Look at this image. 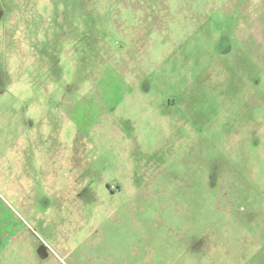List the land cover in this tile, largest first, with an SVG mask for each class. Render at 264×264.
<instances>
[{"label":"rangeland","instance_id":"374dc122","mask_svg":"<svg viewBox=\"0 0 264 264\" xmlns=\"http://www.w3.org/2000/svg\"><path fill=\"white\" fill-rule=\"evenodd\" d=\"M0 264H264V0H0Z\"/></svg>","mask_w":264,"mask_h":264}]
</instances>
